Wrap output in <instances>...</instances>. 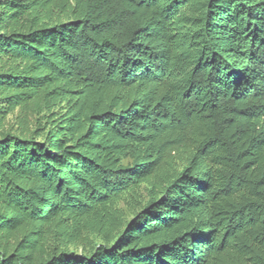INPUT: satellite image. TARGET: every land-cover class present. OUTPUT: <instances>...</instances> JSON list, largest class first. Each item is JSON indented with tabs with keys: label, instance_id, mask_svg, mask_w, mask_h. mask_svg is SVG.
Returning <instances> with one entry per match:
<instances>
[{
	"label": "trees",
	"instance_id": "16d2710c",
	"mask_svg": "<svg viewBox=\"0 0 264 264\" xmlns=\"http://www.w3.org/2000/svg\"><path fill=\"white\" fill-rule=\"evenodd\" d=\"M0 264H264V0H0Z\"/></svg>",
	"mask_w": 264,
	"mask_h": 264
}]
</instances>
